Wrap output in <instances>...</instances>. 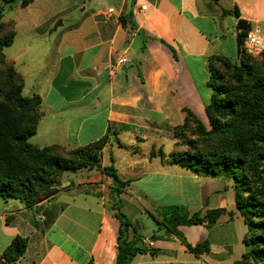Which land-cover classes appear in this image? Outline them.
I'll use <instances>...</instances> for the list:
<instances>
[{"label": "crops", "instance_id": "crops-1", "mask_svg": "<svg viewBox=\"0 0 264 264\" xmlns=\"http://www.w3.org/2000/svg\"><path fill=\"white\" fill-rule=\"evenodd\" d=\"M8 12L18 18L5 21L27 39L60 32L45 55L34 57L28 42L18 60L8 58L23 66L25 90L27 68L51 55L50 75L42 64L44 76L34 89L42 117L30 142L70 149L104 137L107 143L100 169L64 173L50 198L31 207L0 199V264H8L3 255L18 237L28 246L15 264H116L118 211L132 225L130 238L139 237L136 246L146 250L131 264H240L250 248L235 180L196 175L174 164L171 151L188 111L207 120L210 59H240L239 20L264 37V0H34ZM128 15L134 28L121 22ZM68 17L71 25L53 31ZM121 56L130 60L126 71L112 75L110 66ZM106 168L114 169L120 185ZM167 198L177 202L166 204ZM170 206L202 217L223 213L212 226L170 232L158 215ZM147 219L156 226L152 235Z\"/></svg>", "mask_w": 264, "mask_h": 264}, {"label": "trees", "instance_id": "trees-1", "mask_svg": "<svg viewBox=\"0 0 264 264\" xmlns=\"http://www.w3.org/2000/svg\"><path fill=\"white\" fill-rule=\"evenodd\" d=\"M2 1L12 9L17 4L26 7L34 0ZM236 15L240 16L238 11ZM2 17L0 14V29L7 30L8 34L0 38V199H19L31 207L56 193L55 186L64 173L100 169L107 138L63 154L60 153L63 146L39 148L30 142L42 117L38 110L42 100L38 95L26 98L22 94L24 79L4 53L14 43L16 32L2 22ZM121 22L135 27L130 15L122 18ZM238 29V43L242 47L250 27L239 20ZM240 53L239 66L221 56L210 59L208 85L213 96L206 107V115L211 130L206 133L200 119L188 111L184 124L175 131L176 136L178 131L197 124L201 134L217 136L220 147L215 148L216 152L205 155L206 158L187 155L178 158L172 153L171 159L174 164L196 175L223 174L236 181V206L248 227L244 243L250 248L240 264H264V79L258 78L248 57L242 56V51ZM217 63L227 67L233 65V80L238 88L225 84L224 76L215 67ZM244 78L249 81L245 82ZM105 172L113 177L116 184H121L113 168H106ZM247 172L253 175V180ZM252 183L254 188L250 185ZM222 213L223 210H215L204 217L200 213L190 215L184 206L164 207L158 211L170 232L181 225L207 223L212 226ZM117 216L120 229L116 264H131L137 254L146 250L136 246L139 237L130 238L132 225L127 217L120 211ZM27 246L26 239H14L3 255L4 260L15 264Z\"/></svg>", "mask_w": 264, "mask_h": 264}, {"label": "rangeland", "instance_id": "rangeland-1", "mask_svg": "<svg viewBox=\"0 0 264 264\" xmlns=\"http://www.w3.org/2000/svg\"><path fill=\"white\" fill-rule=\"evenodd\" d=\"M7 6L6 3H4V1L0 0V14H3L2 17V22H4L5 24H9L10 26V30L15 31L16 32V37H15V41L14 44L12 46H10L9 48H7L5 50V56L8 62H10L11 64H14L12 61H10L8 58H14L13 60H18L19 59V52L20 50H22L24 48V46L28 45V42H32L33 44H31L32 49H34V51L37 52V54L34 57H37L38 55H45V53H48L46 49L53 47L57 41V39L59 38L60 32L59 33H53L52 35H50V31L47 33V35H45V37L43 38H30L27 39L24 36V33L22 32L21 28H17L16 30V25L13 24L11 21H5V20H14L15 18H18L17 14L15 12H8L5 13ZM5 13V14H4ZM80 13L78 11H75L74 15H79ZM58 22H62L63 25H65V27L71 25V23H73V21L70 20V17L65 18L62 20H59L56 22V24ZM55 24V25H56ZM54 25V26H55ZM8 34V31L6 30H2L0 29V38L3 36H6ZM52 52H54V50H52ZM245 55L248 57L251 65L253 66L255 73L257 74L259 79H264V67L262 66V52L261 53H254V52H250L247 49H242V56ZM237 54L236 52L233 54V58H236ZM45 59L44 62H42V64L45 66H47V69L45 71V74L47 76L50 75V65H51V55L48 54V56ZM240 60L234 62V65L239 66L240 64ZM42 64H38L37 66L33 67V68H27L26 70V74H27V88L24 90L23 89V96L26 98H33L36 96V91H34L35 87H37L36 85L38 84V82H40V79L44 76V71L42 70L40 72L39 69L42 68ZM232 65V64H231ZM233 66V65H232ZM232 66L227 67L226 65H224L223 63H217L215 64L216 69L218 70V72H220L223 76H224V82L225 84H227L228 86L232 85L235 89L238 88L233 80V72H232ZM14 67L16 68L17 72L20 73L24 79L25 82V78L24 75L19 71V70H24L23 66L21 65H17V67L14 65ZM19 69V70H18ZM244 81L247 82L249 81L248 78H244ZM25 88V86H24ZM38 110L41 113L42 112V105H40V107L38 106ZM202 126L204 127V129L206 130V133L209 132L211 130V126H210V122L209 119L207 117L206 122H203L202 120H200ZM264 126V125H263ZM216 147H220L219 144V140L217 136H208L206 134H201L200 131L198 130L197 124H191L190 126L178 131L177 135H174V148L171 151V154H175L176 157L181 158L182 156L185 157L187 156H198V157H205V155H209L212 152H216L217 150H215ZM72 149L68 148V147H61L60 149V153H67L69 151H71ZM206 158V157H205ZM179 169V168H177ZM248 173V172H247ZM69 175H71V173H69ZM249 177L251 180H253V175L248 173ZM63 178V175L59 177V181L57 183V185L55 186V188H58L61 184V180ZM235 185H236V181H235ZM238 185L241 186V183L238 182ZM251 187H255V184L252 183L250 184ZM237 186H236V190H237ZM240 191L243 192V189L240 187ZM248 196V195H247ZM47 198L43 199L42 201L46 200ZM172 202H177V199H170L167 198L166 199V204H172ZM168 206V205H167ZM147 226H149L151 229H147V233L149 235H152L153 231L155 230L156 226L154 224V222L150 219H147Z\"/></svg>", "mask_w": 264, "mask_h": 264}, {"label": "built area", "instance_id": "built-area-1", "mask_svg": "<svg viewBox=\"0 0 264 264\" xmlns=\"http://www.w3.org/2000/svg\"><path fill=\"white\" fill-rule=\"evenodd\" d=\"M143 10L146 7H142ZM245 49L254 53H261L264 51V37H262L259 32L251 31L247 33L245 38ZM130 62L128 57L121 56L115 60V62L110 66V71L112 75H116L123 71V68Z\"/></svg>", "mask_w": 264, "mask_h": 264}, {"label": "water", "instance_id": "water-1", "mask_svg": "<svg viewBox=\"0 0 264 264\" xmlns=\"http://www.w3.org/2000/svg\"><path fill=\"white\" fill-rule=\"evenodd\" d=\"M62 24H63L62 22H58V23L55 25L53 31H56L58 27L62 26ZM124 70L126 71V68H125V67H124Z\"/></svg>", "mask_w": 264, "mask_h": 264}]
</instances>
